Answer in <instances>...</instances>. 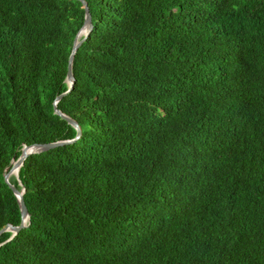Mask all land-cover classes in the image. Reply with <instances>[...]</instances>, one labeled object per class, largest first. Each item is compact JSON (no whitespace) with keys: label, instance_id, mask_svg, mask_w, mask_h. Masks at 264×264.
Returning <instances> with one entry per match:
<instances>
[{"label":"trees","instance_id":"16d2710c","mask_svg":"<svg viewBox=\"0 0 264 264\" xmlns=\"http://www.w3.org/2000/svg\"><path fill=\"white\" fill-rule=\"evenodd\" d=\"M86 1L82 135L11 176L0 264H264V0ZM85 18L0 0V230L23 147L77 135Z\"/></svg>","mask_w":264,"mask_h":264},{"label":"water","instance_id":"95a60500","mask_svg":"<svg viewBox=\"0 0 264 264\" xmlns=\"http://www.w3.org/2000/svg\"><path fill=\"white\" fill-rule=\"evenodd\" d=\"M80 1L83 3V5L85 7L86 18H85V23H84L83 27L81 28V30L79 31V33L75 39L73 51H72V54H71L70 59H69L68 74H67V82L69 84V89L66 92L59 95L55 100V111H56V113L59 114L65 120H67L72 126H74L77 129V135L74 139H69V140H61V141L50 142V143H36L33 145H25L22 149L21 156L17 160L14 159L13 160L14 163L12 162V165L6 169L5 180L9 184V186L12 188L13 192L15 193V195L18 198V201H19V204L21 207V214H22V222L19 226L8 224L0 230V235L6 231L12 232L13 235L11 236L10 239H12L15 235H17L21 231V229L28 226V222L30 220V213H29L28 207H27L26 202H25L24 197H23V195L26 191L25 187L20 183L22 185V189L20 190L10 181V178L12 176L14 169H18V173L14 176L20 182V179H19L20 168L23 166L24 161L30 155H32L34 153H40V152L48 151V150H51V149H54L56 147L63 146L66 144L74 143L82 135V129H81L79 123L75 119H73L72 117L63 113L57 106L58 102L64 96L69 94L70 91L72 90L73 86H74V82H75V76L73 73L74 57H75V54H76L78 48L81 46L83 41L89 36L90 32L93 29V20H92V14L90 12L89 5H88L86 0H80ZM82 36H83V39H81Z\"/></svg>","mask_w":264,"mask_h":264},{"label":"bare ground","instance_id":"6f19581e","mask_svg":"<svg viewBox=\"0 0 264 264\" xmlns=\"http://www.w3.org/2000/svg\"><path fill=\"white\" fill-rule=\"evenodd\" d=\"M18 173V169H14V171H13V175H16Z\"/></svg>","mask_w":264,"mask_h":264},{"label":"rangeland","instance_id":"374dc122","mask_svg":"<svg viewBox=\"0 0 264 264\" xmlns=\"http://www.w3.org/2000/svg\"><path fill=\"white\" fill-rule=\"evenodd\" d=\"M13 162V161H12ZM14 163V162H13ZM12 176H14L13 174H12Z\"/></svg>","mask_w":264,"mask_h":264}]
</instances>
